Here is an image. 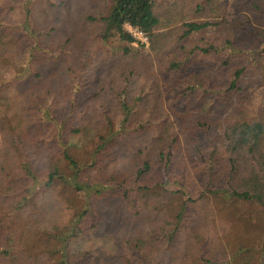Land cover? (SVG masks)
I'll use <instances>...</instances> for the list:
<instances>
[{
    "label": "trees",
    "instance_id": "1",
    "mask_svg": "<svg viewBox=\"0 0 264 264\" xmlns=\"http://www.w3.org/2000/svg\"><path fill=\"white\" fill-rule=\"evenodd\" d=\"M109 1L107 15L88 16L92 29L85 23L62 39L29 9L15 23L0 20V114L20 107L0 115L12 146L0 164V264H83L89 252L73 241L97 228L104 197L143 225L124 240L118 264H264L263 237L259 245L233 240L231 250L215 243L230 201L259 204L264 220V108L250 116L242 85L250 67L264 79V0H232L227 12L218 0ZM127 23L148 35L151 49L132 44ZM111 37L120 43L104 48ZM23 50L27 62L17 63L12 55ZM97 54L108 77L91 95L74 96L72 76ZM142 65L150 84L132 93ZM50 76L60 77L52 85ZM231 101L226 118L212 117ZM25 114L50 131L45 168L28 151L43 138ZM71 134L93 139L78 146ZM132 138L143 145L112 168L113 151ZM48 191L71 211L65 221L47 222L40 196Z\"/></svg>",
    "mask_w": 264,
    "mask_h": 264
},
{
    "label": "rangeland",
    "instance_id": "2",
    "mask_svg": "<svg viewBox=\"0 0 264 264\" xmlns=\"http://www.w3.org/2000/svg\"><path fill=\"white\" fill-rule=\"evenodd\" d=\"M158 1L163 4L170 0ZM218 2L222 5V8L226 7L225 12L229 11L232 0H218ZM109 3V0H0V20H4L8 23H15L25 17L26 12L29 9V17L31 16L37 25L46 28L53 27V36L62 39L85 23L87 28L92 29L91 26L94 23L88 21V16L107 15L109 13ZM210 30L213 31L212 27ZM119 43L117 37H111L104 42L105 45L103 47L105 48L108 45L113 47ZM132 44L134 46H143L146 49H151L149 37L147 44ZM162 51L163 48L161 49V52ZM101 56L102 54L95 55L93 63L89 65L83 73H81V71L74 73L72 76L74 78L73 84L76 85L74 96L87 97L91 95L98 89V80L102 76L108 77L109 72L106 71L107 68L105 67V63L100 62ZM28 57V50H23L12 55L13 60L17 63H26ZM151 58L153 59L152 55ZM79 62L80 61L77 60L72 63L74 69H77ZM60 65L61 68H65L62 63ZM48 69V67H44V70ZM250 70L251 67L249 68L246 77L242 80V85L245 93L249 96V99L246 102V109L250 116H257L260 113V110L264 108V79L261 78L258 73H254ZM211 72L216 71L211 69ZM59 75L63 76L64 73L61 71ZM59 77L50 76L48 79H50L51 84L54 85ZM150 79V69L146 70L144 65H142L136 73L135 82L131 86L132 93L137 92L142 86L150 84ZM87 104L89 105V111L87 113V116L89 117L95 108L94 99L90 97L87 100ZM235 104L236 102L234 101L221 102L218 106H214L212 117H215L216 119L226 118V116L235 108ZM19 109L20 107L7 111L6 113L3 112L0 115L7 114V116L11 118L13 111H19ZM198 114L199 113L197 112L195 115ZM25 115L28 128L32 129V131L37 134L40 132L41 138H43L42 142L36 141L33 143L28 151L31 154L34 164L40 169L45 168V146L50 140V131L39 130L37 128V122H32L33 119L27 116V114ZM9 120L11 121L12 119ZM10 123L12 124L15 122ZM77 124L82 123L80 120H77L75 121V125ZM91 128L92 127L90 126V129ZM9 139L7 130H4L0 124V164L3 154L9 152V148L12 147L9 143ZM92 139V137H87L85 135L71 134L68 137L71 144H76L78 146L86 145ZM143 142L142 138H132L122 142L121 146L113 151L109 159L112 168H124L128 163L131 152L137 149L140 145H143ZM201 145L202 147L207 148L204 138L201 141ZM185 150H188L194 158L200 159L197 150L193 147H186ZM179 157L180 156L178 155L177 158ZM23 158L24 156H21L20 160ZM40 200L47 202L46 208L51 212L50 216L47 218V222L51 223V220L65 221L70 217L71 211L58 202L57 197L51 192L48 191L42 193ZM97 205L100 213L97 228L93 232L84 234L74 240V249L89 252L88 257L83 264H118L123 253L124 240L136 232L138 228H143V225L139 222L130 220L127 217V212L115 197L100 198L97 201ZM227 206V209L222 210V217L219 219L218 226L220 233L218 236L219 238L215 243L219 244L223 242L222 244L229 250H231L233 246V240H241V242L244 243L241 245L247 246L249 242V244H261V237L264 238V220L261 218V206L259 204L242 200L230 201ZM248 219L252 222L250 227H248ZM168 258L169 252L166 251L158 255L157 259L161 263H166L168 262Z\"/></svg>",
    "mask_w": 264,
    "mask_h": 264
},
{
    "label": "built area",
    "instance_id": "3",
    "mask_svg": "<svg viewBox=\"0 0 264 264\" xmlns=\"http://www.w3.org/2000/svg\"><path fill=\"white\" fill-rule=\"evenodd\" d=\"M125 28L131 34L132 38L135 40L133 43H137V44L148 43V35L145 32H143L139 27L127 23L125 25Z\"/></svg>",
    "mask_w": 264,
    "mask_h": 264
}]
</instances>
